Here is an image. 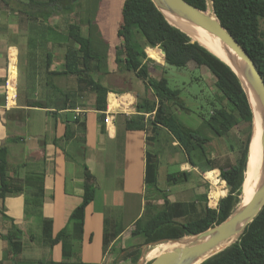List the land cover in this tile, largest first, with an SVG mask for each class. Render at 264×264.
Listing matches in <instances>:
<instances>
[{"label": "trees", "instance_id": "trees-1", "mask_svg": "<svg viewBox=\"0 0 264 264\" xmlns=\"http://www.w3.org/2000/svg\"><path fill=\"white\" fill-rule=\"evenodd\" d=\"M3 1L8 4V1ZM185 1L202 10L206 9V0ZM210 1L220 23L247 51L264 79V31L260 28V23H264V0ZM80 7L79 0H19L16 7H11V11H17L24 16L21 17L19 28L27 31L26 80L24 85L21 82L18 85V94H28L25 97V105L45 108H50V105H55L54 108L72 107L71 96L74 92H65L53 87V104L52 100L47 101L45 97L33 94L39 92V83L44 82L45 86L51 76H73L77 82L85 83L88 93L95 95V109L105 110L108 88L98 78H94V73L107 71L108 45L94 23L92 13L95 9L82 17ZM210 10L209 4L206 12ZM71 13L72 16L66 18L64 30L59 27V22L55 26L49 22L61 14ZM214 13L212 12L213 17ZM83 25L86 26L85 34L82 31ZM117 36L119 42L114 47V61L118 69L133 72L153 95L152 98L145 97L136 103V114L127 119V128L151 131L147 136L149 145L155 141L161 145L175 141L176 145L173 147L184 152L186 162L200 171L218 168L220 177L225 180L228 188L226 195L219 200L217 209L209 208L206 204L196 207L193 202L167 201V207L163 206L155 212L149 213L146 208L144 214L135 221L131 234L142 235L144 244L195 235L225 220L240 201L252 131V110L247 94L236 74L225 62L169 23L152 0L123 1ZM51 46L64 48L61 69H50L53 59ZM146 46L164 50L165 66L184 71L185 74L179 75L184 77V81H181L182 87L185 83L192 82V77L189 79L188 76L193 74V71L201 67L207 68L213 75L217 90L226 101V107L213 106L211 112L204 111L203 107H196L195 113L201 119L196 127L182 121L173 112L172 107L176 105L186 112L190 111L182 99L184 88L176 82L171 83L170 78L164 75L159 78L150 75L147 64L150 59L144 50ZM37 50L40 53H37ZM187 61L194 63V69L185 65ZM144 113H149L147 119ZM236 124L243 125L246 132L235 161L225 159L219 162L208 152L212 140L210 134L223 137ZM80 125L84 126V122H80ZM158 161L159 153L148 149L144 175L147 185L157 187ZM13 169V165L6 159L5 148L0 147V198L12 193H21L30 186L25 185L22 178L13 176ZM187 175V171L178 170L168 173L166 179L168 184L177 183L187 179ZM35 182L36 192L42 196V177L36 176ZM82 186V200L69 217V220H72L71 229L66 226L53 237L51 221H43V242L50 248L60 243L62 260L55 262L52 259H40L23 264H92L83 262L77 254L74 256L73 250L75 241L82 237L85 208L93 200L95 193V182L86 166ZM34 204L40 207L42 201L36 200ZM2 217L9 219L4 213ZM3 237L7 241L9 254L21 250V242L13 239L12 233ZM107 241L105 233L104 244ZM140 245L142 244L125 252L123 259L135 262L140 255ZM107 264H116V261ZM199 264H264V205L236 240Z\"/></svg>", "mask_w": 264, "mask_h": 264}, {"label": "crops", "instance_id": "crops-1", "mask_svg": "<svg viewBox=\"0 0 264 264\" xmlns=\"http://www.w3.org/2000/svg\"><path fill=\"white\" fill-rule=\"evenodd\" d=\"M6 1L8 4L0 0V94L6 73L8 50L17 51L18 85L20 81L22 85L25 83L28 60V54L25 62L21 60L23 78L19 81L20 43L17 38L9 36L23 37L24 29L19 28V25L21 17L24 16L17 11H11V7H16V2L19 0ZM123 1L120 0V6ZM102 7L101 1L100 9ZM97 17L100 18V20L97 18V21L102 38L108 44L107 71L94 73L96 74L94 78H98L108 88L105 110L95 109L94 94L89 104L85 83L77 82L73 76H64L69 77V84L57 82L56 79L61 76H51L45 86L44 82L39 83V92L33 94L41 98L45 97L47 101L52 100L51 104H53V87L65 92H74L71 96L72 107L27 106L25 97L28 94L21 92L17 95V103L14 107L0 108V147L5 148L6 159L14 167L11 174L22 178L25 185H30L21 193H12L0 198V264H23L40 259H52L55 262L62 260L60 243L50 248L43 242V221H51L53 237L63 228L68 227L67 219L81 202L84 193L82 184L85 166L94 179L95 193L93 200L85 208L82 247L89 248L98 232L99 252L96 256L100 260L95 263L89 262V254L86 252L82 260L85 263L106 264L107 256L115 251L114 248L124 252L125 246L132 242L131 238L142 237V235L134 236L131 232L135 221L144 214L146 208L149 213L155 212L163 206L167 207L166 201L193 202L196 207L207 205L206 186L203 190L200 187L204 186L202 181L206 184L203 174L209 170L219 171L218 168L200 171L186 160L165 161V146L175 149L173 147L176 145L175 141L163 145L155 141L154 144L149 145L147 136L151 131L127 128V119L136 114V103L141 102L145 97L152 98V92L145 88L144 83L133 72L131 74L119 70L114 61V47L119 42L117 30L120 14L115 21L116 36H108L113 18L108 23L105 15ZM147 48L149 47L144 48L145 52ZM61 68L55 67L52 61L50 69ZM148 71L152 76L149 64ZM135 78L138 79L136 84L133 82ZM110 95L116 98L120 107L114 109V106L109 105ZM112 108L114 111L106 122V113ZM144 116L147 119L149 113H144ZM80 122H84V126H81ZM148 149L159 153L157 187L147 185L144 180ZM160 163L166 168L175 165L178 166V170L187 171V179L168 184L166 175L170 172H166L163 185L165 187L160 188L158 178ZM36 176L42 177L43 180L42 196L36 192ZM36 200L42 201L40 207L34 204ZM2 213L9 219H4ZM10 233L13 239L21 242V250L15 254L8 253L7 241L3 239V236ZM105 233L108 238L106 244H104ZM81 239L76 240L75 243ZM143 239L142 237V241ZM138 244L144 243H137L131 250Z\"/></svg>", "mask_w": 264, "mask_h": 264}, {"label": "rangeland", "instance_id": "rangeland-1", "mask_svg": "<svg viewBox=\"0 0 264 264\" xmlns=\"http://www.w3.org/2000/svg\"><path fill=\"white\" fill-rule=\"evenodd\" d=\"M77 1V0H74ZM102 1V9H100V4ZM79 0V5L81 4V7L79 9V12L81 13L80 16L84 17V15L90 14V12H92L95 9V12H93L92 14H94V23L97 26V29L101 35L102 32L101 30H99L98 26V21H97V16H104L105 15V19L106 22L110 23L111 22V30L109 31L108 36H116L114 30H115V21H116V17L120 14V0ZM111 1V2H110ZM107 5V6H106ZM106 6V7H105ZM108 11V12H107ZM105 13V14H104ZM91 14V15H92ZM72 16V13L70 15H66V14H61L58 17H54L52 18L49 22L51 23V25L55 26L57 22H59V27L64 30L65 29V22H67L66 18ZM100 20V18H98ZM260 28L262 31H264V23L261 22L260 23ZM82 31L85 34L86 33V26L83 25L82 26ZM113 31V32H112ZM24 32V33H23ZM22 32V36L23 37H19V36H9L11 38H17V41L20 43L19 45V51H20V55H19V59H20V76H19V81L20 79L23 78V70L21 69V60H23V62L26 61V55H27V51H28V47H27V43H26V37L27 36V31L24 30ZM140 43H142V40H139ZM108 45V44H107ZM53 53V64L55 67H62L63 65V53H64V48L63 47H59V46H51L50 47ZM153 48H158V47H153ZM40 53V51L37 50V53ZM148 56V54H147ZM149 57V56H148ZM150 60H148V64L152 73V76L155 78H159L161 76H166L168 78H170V82L173 84H178L179 86H181V81H184V77L183 76H179L181 74H185L184 71H178L176 70V68L171 67L168 68L165 66V61H164V55L162 58L161 62L156 61L155 59L149 57ZM186 66H188L189 68L194 69V63H192L191 61H187L185 63ZM126 73H129L130 71H125ZM132 74V72H130ZM96 74H94L95 77ZM192 77V82H188L185 83L183 85L182 88L183 92H182V99L184 100V102L186 103V106L190 109V111H184L182 109H180L178 106H173L172 110L173 112L178 115L183 121H185V123H188L192 126H197L198 123L201 121V119L198 117V115H196L195 110H197L196 107L200 108L203 107L204 111L208 112L210 110V112L213 110V106L215 107H226V101L223 99L221 93L217 90L215 84H214V78L213 75L211 74V72L205 68V67H201L198 70L193 71V74H190L188 76V78L190 79ZM69 77H64L61 76L59 78L56 79L57 82L60 83H66L69 84L70 83V79H68ZM195 78V79H194ZM173 80V81H172ZM138 81L137 78L134 79V83L136 84ZM21 82V81H20ZM72 82V81H71ZM176 82V83H175ZM169 85L172 87V85L169 83ZM136 89V86H135ZM151 96L153 97V95L151 94ZM93 98V94L92 93H88L87 94V99L89 101V104L91 103V99ZM245 132H246V128L243 125H239L236 124L234 125L223 137H216L212 134H210L212 136V140L210 145L208 146V152L211 156H214L215 158L218 159L219 162H223L226 160H229L230 162L235 161V158L237 156L238 153V148L241 144V141L244 140L245 138ZM174 146V145H173ZM175 147V146H174ZM165 154H164V158L165 161H177V162H184L186 160V155L184 154L183 151H181L180 149H172L170 146H165ZM164 164L160 163L159 165V187L160 188H164L165 186V173L166 172H174L178 170V166L175 165H170L168 168H166V166H164ZM190 167V166H188ZM202 184H204V186H200L201 190L204 189V187L206 186V190L208 188V184L204 183L202 181ZM240 203V202H239ZM237 204L236 207L234 208V210L232 211V213L240 206V204ZM69 220V217L68 219ZM68 228L71 229L72 228V220H69V225ZM92 229H94L92 227ZM87 236V234H86ZM185 237H189V236H185ZM99 233L97 232V234H95V237H93V241L91 243V245L89 246V248L82 247V239L81 241H78L74 244L73 250L75 252V255L77 254V257L80 260H83L85 253L87 252L89 254V262L95 263V262H100L99 259H97L96 254L99 252L98 251V243L99 242ZM182 240V239H181ZM131 243L127 246H125V250L124 252H120L117 251L119 249L114 248V252L111 253V255L107 256V260L108 262H111L112 260L116 261V264H148L152 259H146L145 258V254L146 252L153 246L162 243V242H152L150 244H142L140 246H138V249L141 251H143V253H141L139 256L142 257V262H140V258H138L135 262H132L130 259H123V255L125 252L130 251L132 246H135L137 243H141L142 241V237H133L131 238ZM87 246V245H86ZM87 248V249H86ZM102 253V252H101ZM107 262V263H108ZM106 263V264H107Z\"/></svg>", "mask_w": 264, "mask_h": 264}, {"label": "water", "instance_id": "water-1", "mask_svg": "<svg viewBox=\"0 0 264 264\" xmlns=\"http://www.w3.org/2000/svg\"><path fill=\"white\" fill-rule=\"evenodd\" d=\"M155 6L162 12L169 23L176 26L183 32H185L192 41H197L200 45L204 46L214 55L221 59V57L213 51V49L207 47L205 44L209 43L215 46L224 53L225 56L232 60H241L244 64L242 71L244 77L249 82L250 86L256 92L259 101L260 108L258 110V140L262 149V160L259 174L257 175L256 188L249 202L244 206H239L233 213H231L222 222L207 228L195 235L189 236V241L182 247H175L171 251L160 253L152 258L148 264H199L210 256L216 254L229 244H231L242 233L244 228L250 223L254 217L258 214L264 205V79L259 72L255 62L251 59L247 51L239 44V42L232 36V34L220 23L219 19L214 13L210 0L207 1L206 9L210 4V8L214 13V17L208 14L205 10H202L185 0H152ZM206 12V13H205ZM166 13L174 20L182 22L188 20L194 25L204 28L209 33L215 35L220 42L224 44L222 46L219 42L212 41L210 38H205L194 32L184 31L180 26L175 25L166 17ZM204 42H202V41ZM161 50V49H160ZM164 55V50H161ZM238 59V60H237ZM225 62L223 59H221ZM226 63V62H225ZM240 63V62H239ZM229 67L230 65L226 63ZM231 68V67H230ZM232 69V68H231ZM233 71V70H232ZM234 72V71H233ZM235 73V72H234ZM246 94L248 93L240 79ZM249 100V97H248ZM250 104V100H249ZM251 110L252 105L250 104ZM256 132V125L254 124V115L252 110V131L251 139ZM250 139V140H251ZM250 145V141H249ZM249 158L247 155L246 165L243 172V180L245 173L248 171ZM243 182V181H242ZM236 236L235 239L233 237ZM183 236L182 238H184ZM162 240L159 242H176L181 240ZM233 239V240H232ZM225 247L220 248L226 241H230ZM143 253V251H142ZM142 262V257H140Z\"/></svg>", "mask_w": 264, "mask_h": 264}, {"label": "bare ground", "instance_id": "bare-ground-1", "mask_svg": "<svg viewBox=\"0 0 264 264\" xmlns=\"http://www.w3.org/2000/svg\"><path fill=\"white\" fill-rule=\"evenodd\" d=\"M208 14L212 15L211 10L208 12ZM166 17L169 19V21H171L175 25L180 26L184 31H187V32L189 31L190 33L194 32V33H196L200 36H203L205 38L211 37L210 39L212 41L219 42L222 46H224V44L222 42H220L219 39L215 35L209 33L204 28H201V27L194 25L190 21L184 20L182 22H178V21L172 19L167 13H166ZM212 17H213V15H212ZM205 45L207 47L213 49V51L215 53H217L221 57V59H223L226 63H228L235 73H237V75L240 77V79H241V81H242V83H243V85H244V87L248 93L250 104L252 105V110H253V115H254V124L256 125V132L254 133V136L252 137V139L250 138L251 139L250 145H248L249 166H248V171L245 173L244 180H243L242 185H241V195H240V201H239L240 203L239 204H240V206H244L245 204H247L249 202V200L251 199V197L253 195V192L256 188L257 175L259 174L260 167H261L262 149H261V145H260L259 140H258L259 128L257 125V123H258V110H259L261 104H260V101H259V98H258L256 92L253 90V88L250 86L247 79L244 77V73L242 71V68H244L243 62L241 60L237 59L240 62V63L239 62L237 63L236 60H232V59L228 58L227 56L224 55V53H222L221 50H219L215 46H212L209 43H206ZM224 48H226V47L224 46ZM146 52H147L149 57L155 59L156 61H158V62L162 61L163 53L159 48H147ZM109 105L120 107V103L116 102V99L112 95H110V97H109ZM235 238H236V236L233 237V239H235ZM189 239H190V237H184V238H182V240H179L176 242L159 243V244L151 247L146 252L145 258L147 260L152 259L155 256L159 255L160 253L171 251L175 247H182L183 245H185L189 241ZM230 242H231V240L226 241L224 244H222L220 246L219 249L225 247Z\"/></svg>", "mask_w": 264, "mask_h": 264}, {"label": "built area", "instance_id": "built-area-1", "mask_svg": "<svg viewBox=\"0 0 264 264\" xmlns=\"http://www.w3.org/2000/svg\"><path fill=\"white\" fill-rule=\"evenodd\" d=\"M17 59V51L8 50L6 73L0 94V108L8 109L14 107L17 103L19 75ZM113 108L116 109V106ZM113 108L106 113V122L109 120L111 112L114 111ZM203 179L208 184L206 194L207 206L212 209H217L219 200L225 195L227 190L226 182L220 177V172L216 169L206 171L203 174Z\"/></svg>", "mask_w": 264, "mask_h": 264}]
</instances>
